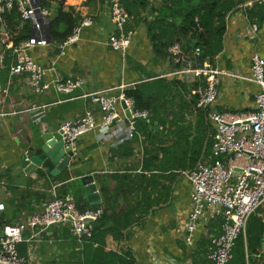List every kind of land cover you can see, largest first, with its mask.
<instances>
[{"label":"crops","instance_id":"obj_1","mask_svg":"<svg viewBox=\"0 0 264 264\" xmlns=\"http://www.w3.org/2000/svg\"><path fill=\"white\" fill-rule=\"evenodd\" d=\"M47 1L51 3L52 14L57 9L58 2H61L66 10L73 8L81 17L88 15L94 20L92 26L84 29L82 39L77 44L61 48L51 42L48 46L37 47L32 51L34 58L45 67L48 80L73 78L80 80L82 86L70 95L61 94L55 89L37 95L32 91L27 75L9 77L6 85L9 92L7 95H0V205L4 206L0 216L5 212L12 214L9 199L13 192L9 189V184L14 187L16 194H40L45 201L42 200V203L36 205L35 213H38L42 210L43 203L59 198L60 194L67 191L68 184H71L72 190L66 197L60 198L74 201L73 192L79 189L84 191L79 177L85 175L94 176L103 200V205L99 207H103L105 201L101 187L115 189L116 182L110 176L124 172L143 157L141 143L136 142L134 157H116L110 160L111 149L122 144L119 143L122 133H111L103 137L99 132H92L78 141L77 156L66 170L71 177L68 182L58 180L64 172L57 177L35 173L26 176L17 163L18 147L19 142L26 138L27 129L33 125L31 111L44 108L51 125L58 128L66 122L79 120L87 110L98 108L89 94L112 89L118 93V88H130L144 78L132 65L129 66L127 56L144 67L142 72H153L162 77L175 70L170 62L158 65L153 63L152 45L143 24L133 28L135 38L126 55L110 49L107 44L108 36L113 32L114 26L107 0ZM245 14V10L240 7L234 11L225 35L223 54L217 57L216 66L222 72L219 97L214 108L218 112L253 110L259 91L258 85L251 80V60L255 54L264 57V25L258 33L249 31L251 23ZM131 24L133 23L129 25ZM14 35L17 36L18 33ZM8 39L10 40L9 36L0 37V53L4 50L3 42ZM183 80L188 81L187 78ZM117 128L115 126L113 130ZM159 130L158 127L156 131ZM136 137L139 141L144 139L139 132ZM188 171L182 172L172 183L161 180L163 184L171 187L169 195L165 196L162 189L155 191L151 199L157 200V203L149 209L147 215L125 232L128 233L127 240L117 243L109 236L108 250H127L132 253L137 264H213L209 258L210 243L222 231L221 219L202 225L196 233L193 247L184 241V224L191 210L192 187L185 175ZM121 199L118 203L123 207L124 201ZM87 203L89 204L88 200ZM25 214L28 212L24 211L23 215ZM5 220L7 221L6 218ZM2 226L6 225L0 223V228ZM24 237L25 241L19 246L20 251L31 264H74L77 263L79 255L80 261L83 260L82 248L68 225L53 226L43 232L27 231ZM258 259H261L260 264H264L263 248L260 255L253 257V262Z\"/></svg>","mask_w":264,"mask_h":264},{"label":"built area","instance_id":"obj_2","mask_svg":"<svg viewBox=\"0 0 264 264\" xmlns=\"http://www.w3.org/2000/svg\"><path fill=\"white\" fill-rule=\"evenodd\" d=\"M42 1L44 0H0V37H10V40L3 42L0 67L3 66L6 53L10 51L11 77L27 75L32 91L37 95L51 89L70 95L82 86V82L73 78L48 80L45 67L32 54L35 48L48 46L52 42V11L43 6ZM107 1L114 26L107 44L111 50L126 55L135 38L134 29L129 28L133 17L125 9L122 0ZM254 3L264 5V0H248L240 8L246 12ZM14 11L20 15L23 23H29L32 27V37L19 44H15L6 31L5 18ZM233 14L231 12L227 17V29ZM93 24L91 16H83L72 35L60 47L80 42L84 29ZM249 27V31L258 33L256 24ZM172 52L176 63L182 61V53L178 48H173ZM200 54L201 50L197 49L193 57H185L184 67L162 76L182 80L187 78L190 84L204 81L198 90L197 108L207 112V120L215 130L212 155L203 156L185 174L192 189L191 210L184 224V241L193 247L200 227L221 219L222 231L211 240L209 258L213 264H229L237 241L246 233L250 216L264 207V57L255 54L251 60V80L259 87L254 109L245 112H218L214 108L219 97L222 72L216 65L208 62L201 65L196 62L195 56ZM118 89V93L112 89L89 94L98 108L87 110L79 120L60 126L59 132L65 147L71 149L76 156L78 141L89 133L99 132L103 137L111 133H122L119 143H123L138 134L137 122H150V112L137 109L135 101L125 96L127 88L122 86ZM8 92L9 87L0 85V95H7ZM115 126L118 128L113 130ZM1 210H4L3 205H0ZM103 212V207L82 212L75 201L68 198L59 197L43 203L40 212L25 214L16 223L4 226L0 235V264H31L21 255L19 248L25 241L27 231L43 232L53 226L65 224L70 227L78 243H82L92 237L94 224Z\"/></svg>","mask_w":264,"mask_h":264},{"label":"trees","instance_id":"obj_3","mask_svg":"<svg viewBox=\"0 0 264 264\" xmlns=\"http://www.w3.org/2000/svg\"><path fill=\"white\" fill-rule=\"evenodd\" d=\"M248 0H122L128 13L133 17L130 29L145 25L148 39L152 45L153 63L170 62L173 69L182 67L186 56H195L196 62H205L215 66L217 57L223 54L224 37L227 32V17ZM51 16L50 35L52 42L63 45L72 35L82 20L73 8L66 10L61 2ZM42 5L52 9L51 3L42 1ZM247 20L256 24L259 29L264 25V5L254 3L246 11ZM7 31L13 42L19 44L32 37V27L22 23L20 15L14 11L5 18ZM14 33H18L17 36ZM183 52L182 61L176 63L172 49ZM185 53V54H184ZM188 55H187V54ZM127 63L140 72L144 78L124 91L128 98L135 101L136 108L147 110L151 114L149 123H136L137 132L144 136L124 141L116 149H111L110 160L121 157L130 159L136 155L135 143L140 142L143 157L133 163L122 173L111 175L116 187L110 190L101 187L105 204L102 216L95 222L91 238L77 243L82 248L83 260L78 256L74 264H137L134 256L127 250H108L107 238L121 243L127 240L125 233L132 225L148 214L157 200L151 199L155 191L163 190L169 195L171 187L161 180L174 182L182 172L193 169L203 155L210 157L215 130L207 120V112L197 108L198 90L203 82L190 84L181 79L160 77L153 72H142L144 67L127 56ZM139 63V62H138ZM12 57L6 53L3 66L0 68V82L6 87L10 77ZM158 123L159 131L155 130ZM138 171V172H136ZM0 175V180H1ZM68 172L58 180L68 182ZM13 192L9 204L12 214L5 212L0 216L1 225H12L23 216V212L35 213V207L42 203L43 197L36 192L18 193L9 184ZM59 197H66L71 191ZM124 201L123 207L118 203ZM77 208L84 212L96 209L90 206L82 189L73 192ZM163 200V199H162ZM11 214V215H10ZM7 219V221L5 220ZM264 239V207L253 213L247 223L246 233L240 236L233 250V259L229 264H260L261 259L253 262L255 255H260ZM20 248V247H19ZM23 256V252H21Z\"/></svg>","mask_w":264,"mask_h":264},{"label":"water","instance_id":"obj_4","mask_svg":"<svg viewBox=\"0 0 264 264\" xmlns=\"http://www.w3.org/2000/svg\"><path fill=\"white\" fill-rule=\"evenodd\" d=\"M64 1V0H63ZM50 39L52 37L50 35ZM124 105V103H123ZM129 114V113H128ZM33 125L27 129V136L20 143L19 160L22 172L28 176L35 173L40 176H59L65 172L75 154L65 147L61 133L55 125H51L47 112L44 108L33 110L30 113ZM158 123H155L158 130ZM86 198L91 206H102L103 200L98 190L93 175L79 177ZM4 226L0 228L2 233ZM262 248L264 250V239Z\"/></svg>","mask_w":264,"mask_h":264}]
</instances>
